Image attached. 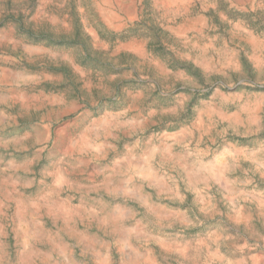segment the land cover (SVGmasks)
Listing matches in <instances>:
<instances>
[{
    "label": "rangeland",
    "instance_id": "1",
    "mask_svg": "<svg viewBox=\"0 0 264 264\" xmlns=\"http://www.w3.org/2000/svg\"><path fill=\"white\" fill-rule=\"evenodd\" d=\"M0 264H264V0H0Z\"/></svg>",
    "mask_w": 264,
    "mask_h": 264
}]
</instances>
